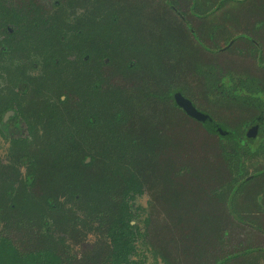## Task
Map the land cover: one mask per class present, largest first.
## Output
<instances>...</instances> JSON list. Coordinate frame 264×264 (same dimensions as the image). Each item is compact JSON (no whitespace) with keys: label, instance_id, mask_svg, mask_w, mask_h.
<instances>
[{"label":"flooded vegetation","instance_id":"flooded-vegetation-1","mask_svg":"<svg viewBox=\"0 0 264 264\" xmlns=\"http://www.w3.org/2000/svg\"><path fill=\"white\" fill-rule=\"evenodd\" d=\"M249 1L226 0L219 10H247ZM208 6L205 0H0V244L7 246L0 257L26 264L17 253L59 247L64 256L39 264H79L99 254L97 264H137L129 256L136 245L160 261L153 247L166 238L150 232L147 218L150 203L158 209L165 182L157 177L144 185L123 166L119 150L155 139L144 130L157 126L174 154L185 133L177 123L186 129L195 119L203 127L205 115L185 93L193 74L212 95L254 105L242 134L233 137L249 142L252 127V138L263 136L253 149L263 146L264 80L258 74H264V18L250 28L230 24L232 18L208 23ZM161 19H171L187 44L182 52L173 43L167 70L150 32ZM225 32L233 33L220 39ZM239 85L248 92L242 100ZM182 99L198 115L188 114ZM167 115L174 122L158 123ZM154 149L157 156L159 146ZM126 170L129 176L116 180ZM159 171L173 183L176 171L161 163ZM196 174L191 169L185 178L197 182ZM235 242L240 245L238 237ZM245 250L247 259L264 254V244Z\"/></svg>","mask_w":264,"mask_h":264},{"label":"trees","instance_id":"trees-1","mask_svg":"<svg viewBox=\"0 0 264 264\" xmlns=\"http://www.w3.org/2000/svg\"><path fill=\"white\" fill-rule=\"evenodd\" d=\"M235 1L230 0L229 3L233 5ZM205 2L211 6L205 13L213 15L221 11L219 6L226 0ZM227 11H224V23L229 22L225 17ZM262 127L264 130V122ZM186 130L177 137L183 142L176 143L174 160L167 161V169L171 173L175 172L173 166H176L173 183L167 182L160 187L157 210L150 203L149 230L159 233V241L163 238L171 241V255L177 264H226L233 254L236 237L241 245L242 240L249 242V238L262 236L264 190L260 188L251 192L253 202L240 197L239 189L242 185L251 188L249 181L255 179L263 168L255 154L257 151L249 150V143L243 144L236 137L221 140L216 132L203 128L195 119ZM181 147L183 152H179ZM248 166L253 167L249 172ZM111 167L117 168L115 164ZM191 169L198 172L197 182L185 178ZM128 172H118L116 180L119 181L123 175L129 176ZM258 199L262 205L257 202ZM237 253V256L246 255L247 251L244 249ZM18 263L10 255L0 257V264Z\"/></svg>","mask_w":264,"mask_h":264},{"label":"rangeland","instance_id":"rangeland-1","mask_svg":"<svg viewBox=\"0 0 264 264\" xmlns=\"http://www.w3.org/2000/svg\"><path fill=\"white\" fill-rule=\"evenodd\" d=\"M139 1V0H137ZM141 1V0H140ZM145 5L150 0H142ZM244 4H242L243 6ZM249 9H247L249 12H246L247 10L245 8H236L235 10L231 8V10L227 11L225 13V17L227 19L232 18V21L230 24L239 23L241 24L240 27H252V24L255 22H261L260 20H263L264 18V6L262 5V1L257 0H250L249 3L246 5ZM214 18H211L214 16ZM162 18V16H161ZM207 21L206 22H213V23H222L224 20V12L221 14L220 12L218 14L213 15H207ZM163 22V20L161 19ZM228 25V24H227ZM214 28V27H213ZM201 29V28H200ZM228 30V29H227ZM251 30V29H250ZM150 32L157 37L159 40V50H160V58H161V66L167 67L169 64V57L172 54V46L178 45L180 50L184 52L187 49V44L184 41L183 36H177L176 33L180 32L179 28H176L174 26V22L171 21V19H166L163 23H161L159 26H156L152 29H150ZM176 32V33H175ZM151 33H149L151 35ZM181 33V32H180ZM233 33V32H232ZM232 33L225 32L220 36V39L226 40V38L230 35L232 36ZM152 36V35H151ZM176 39V41H174ZM179 40V41H178ZM192 47L191 45H189ZM192 49V48H191ZM181 57V56H180ZM175 61H179V59L173 58ZM197 61V60H196ZM181 63V62H178ZM193 63H195L193 61ZM188 68H192V71H198L199 68L197 65H187ZM164 69V68H163ZM165 68L164 70H167ZM261 79L264 80V74H258ZM194 78L192 81L193 88L185 89V93L187 96L192 98L196 105L198 106L199 110L205 115V119L203 120V128H207L212 131H217L216 133L222 135V139H230L234 135H237L238 133H242V130L244 129L245 125L244 119L250 118L252 114L256 112L254 105H249L248 102L242 101L243 104H238V100H230L227 98L221 97V94L219 92H216L212 95L213 91L210 88H204L206 86H203L204 80L199 76L198 73L193 74ZM227 86V83H225ZM236 93L240 96L241 100L244 96H247V91L245 89H241L240 85L236 89ZM237 95V96H238ZM244 104L246 106H244ZM170 116H162L159 117L158 123H162L164 125H167L171 122H174L173 120H168ZM180 126L177 128V131L183 133L187 131L184 129L183 123L180 121V123H177ZM241 125V126H240ZM243 125V126H242ZM150 126V125H149ZM140 127H142L140 125ZM252 128V127H251ZM251 128L248 131L249 136V150L256 151L253 148L258 147L259 142L257 141L263 139L260 138V134H257L254 138H252L254 135H252ZM152 130L148 132V128L144 130L145 134L154 136L155 139H151L150 141H138L134 144H129L128 142L119 150L120 151V157L122 159V164L126 168L130 169L131 171L135 172L136 175L141 179V182L145 185L153 184L154 178L161 177L160 182H165L162 179V176L159 171V164L161 163V166L167 170V161L174 160L175 153H171V151L167 152V149L171 147H168L166 144V138L165 136L161 139L157 135L158 129L157 126H152ZM137 130V129H136ZM164 130V128L162 129ZM234 130V131H233ZM138 132V130L136 131ZM186 133V132H185ZM260 135V136H259ZM264 135V134H262ZM259 136V137H258ZM227 137V138H226ZM159 140V141H158ZM165 145V146H164ZM159 146L158 154L156 156V152L154 147ZM164 146V147H163ZM245 149V148H244ZM179 152H183V150L179 149ZM243 156L245 153H242ZM115 155H119L118 152ZM258 158H260L259 163L264 167V144L263 146L258 148L257 155ZM163 159V160H162ZM249 163V162H248ZM173 168L176 171V166ZM253 169L252 166H248L247 171H251ZM198 172L193 177H197ZM191 178V177H190ZM189 178V179H190ZM188 179V180H189ZM194 180L197 181V179L194 178ZM251 188H248L247 185H242V187L239 189V192L241 193L240 197H242L245 200H248L251 196V192H256L259 188L264 189V169L261 170L255 179L250 180ZM96 202V200H95ZM137 205L145 207V202H137ZM141 215H144V212L141 213ZM141 224V223H140ZM143 225V224H141ZM142 238H144V234L142 235ZM260 242L264 244V237L257 235L256 238L249 242H245L242 240L241 245L234 244L232 247V256L230 257V260L227 261L226 264H247V261H256L258 260L259 263H262L264 260V254L256 252L254 254H251L250 257L247 259L246 255H242V257L237 256V252H242L246 246H249V244H255L256 242ZM132 242V239H131ZM170 243L171 241L169 239H163L158 246L153 247V250L159 255V260H154L150 254L143 253L144 249L138 248V246H134V250L136 251V255H131L130 257L133 259L134 263L137 264H177L175 262V259L173 258V254L171 255L170 251ZM31 246H38V242H31ZM7 246L3 244H0V249H4ZM40 250L39 248L36 250ZM261 252V251H260ZM36 254V255H35ZM227 254V253H226ZM231 254V252H229ZM17 255L22 258L26 264H39L42 262L49 261L54 258H61L63 255V252H61V249L59 247L54 248H46L39 252H29L25 251L22 256L17 253ZM101 254L97 255L94 260V256H89L87 258V261L83 260L79 262V264H97L96 262L99 260V258L103 259V255ZM224 257V255H223ZM226 262V261H224Z\"/></svg>","mask_w":264,"mask_h":264},{"label":"water","instance_id":"water-1","mask_svg":"<svg viewBox=\"0 0 264 264\" xmlns=\"http://www.w3.org/2000/svg\"><path fill=\"white\" fill-rule=\"evenodd\" d=\"M181 104H182L184 110H185L188 114H190V115H192V116L198 115L197 110H195V107L193 106V104H192L191 102H188V101H186L185 99H182Z\"/></svg>","mask_w":264,"mask_h":264}]
</instances>
